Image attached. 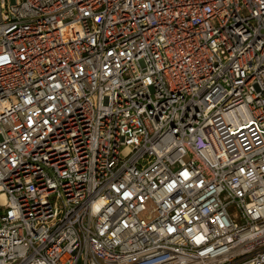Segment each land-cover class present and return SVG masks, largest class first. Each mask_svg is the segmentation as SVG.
<instances>
[{"label":"built area","instance_id":"2783aa9c","mask_svg":"<svg viewBox=\"0 0 264 264\" xmlns=\"http://www.w3.org/2000/svg\"><path fill=\"white\" fill-rule=\"evenodd\" d=\"M0 197V264H264V0H0Z\"/></svg>","mask_w":264,"mask_h":264},{"label":"bare ground","instance_id":"6f19581e","mask_svg":"<svg viewBox=\"0 0 264 264\" xmlns=\"http://www.w3.org/2000/svg\"><path fill=\"white\" fill-rule=\"evenodd\" d=\"M167 139V138H166ZM1 198V197H0Z\"/></svg>","mask_w":264,"mask_h":264}]
</instances>
